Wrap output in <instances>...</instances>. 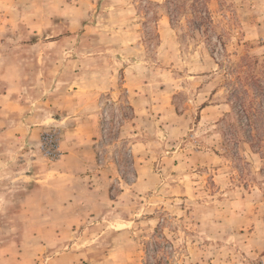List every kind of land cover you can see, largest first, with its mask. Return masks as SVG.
Segmentation results:
<instances>
[{"label": "rangeland", "instance_id": "obj_1", "mask_svg": "<svg viewBox=\"0 0 264 264\" xmlns=\"http://www.w3.org/2000/svg\"><path fill=\"white\" fill-rule=\"evenodd\" d=\"M184 1L0 0V264H264V0Z\"/></svg>", "mask_w": 264, "mask_h": 264}, {"label": "trees", "instance_id": "obj_2", "mask_svg": "<svg viewBox=\"0 0 264 264\" xmlns=\"http://www.w3.org/2000/svg\"><path fill=\"white\" fill-rule=\"evenodd\" d=\"M201 0H193V3H190L191 8L195 10V16L198 15L199 18H203L202 13L205 12V9L203 8V3L200 2ZM168 3V12L170 13V16L176 17L178 13L180 12L181 8L185 7L186 3L185 1H179V0H167ZM184 9V8H183ZM245 65V64H244ZM232 85H231V97H234L231 108L232 111L236 112V115L243 116L246 118V123L244 124L248 128V132L252 135V116H254L253 112V102L252 100H248L245 96H242L239 92L238 86L243 87V93L246 92L244 89L245 87L253 86L257 89L264 90V81L259 79L256 76L253 75H241L238 73L233 79H232ZM127 108V111L129 112L128 116H133V108L131 105L127 103L125 105ZM253 112V113H252ZM127 116V117H128ZM122 162L126 166L125 169L122 172V175H124L126 172H132L135 174L134 169L132 167V157L129 152L123 153L122 156Z\"/></svg>", "mask_w": 264, "mask_h": 264}, {"label": "crops", "instance_id": "obj_3", "mask_svg": "<svg viewBox=\"0 0 264 264\" xmlns=\"http://www.w3.org/2000/svg\"><path fill=\"white\" fill-rule=\"evenodd\" d=\"M53 42H60V41H53ZM61 42H63V41H61ZM44 43H46V44H48V43H52V41H48V42H44ZM41 44V43H40ZM7 91V90H6ZM9 91V90H8ZM1 98V100H2V97H0ZM10 99V98H9ZM14 101V100H13ZM5 112V111H4ZM3 112V113H4ZM3 118L4 117H2V112H1V109H0V122L3 120ZM25 120H28V118H25ZM2 123H4V120L2 121ZM25 173H27V172H25ZM30 196V194H25L24 196H23V198H22V200L24 199V198H26V197H29ZM27 200V199H26ZM24 204H28V200L26 201V202H24Z\"/></svg>", "mask_w": 264, "mask_h": 264}]
</instances>
